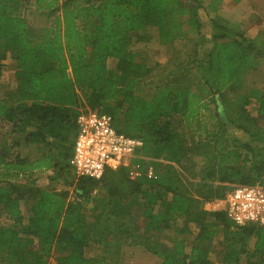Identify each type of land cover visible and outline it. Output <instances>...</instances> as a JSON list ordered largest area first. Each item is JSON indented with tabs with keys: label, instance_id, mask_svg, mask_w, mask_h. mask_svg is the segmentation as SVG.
<instances>
[{
	"label": "trees",
	"instance_id": "1",
	"mask_svg": "<svg viewBox=\"0 0 264 264\" xmlns=\"http://www.w3.org/2000/svg\"><path fill=\"white\" fill-rule=\"evenodd\" d=\"M223 2L203 4L217 15L205 49L198 0H36L55 16V29L39 30L19 13L23 1L0 0V70L8 58L16 62L14 86L4 91L0 81V217L13 222L0 226V264H118L125 247H141L160 264H212V253L221 264H264V226L237 225L204 207L235 186L264 187V92L245 87L264 39L218 15ZM149 26L162 45L189 34L195 50L146 97L139 88L152 69L131 38ZM84 108L109 114L118 131L144 140V154L170 163H159L152 179H130L125 168L100 179L76 176L71 159ZM205 115L249 140L217 150L212 139H189L185 128L207 132ZM44 170L69 188L40 187L34 176ZM90 248L98 254L87 255Z\"/></svg>",
	"mask_w": 264,
	"mask_h": 264
},
{
	"label": "rangeland",
	"instance_id": "2",
	"mask_svg": "<svg viewBox=\"0 0 264 264\" xmlns=\"http://www.w3.org/2000/svg\"><path fill=\"white\" fill-rule=\"evenodd\" d=\"M186 5L190 4V0H181ZM201 1V2H200ZM198 0V9L197 13L199 19L201 20L203 27L201 29V34L205 37L203 41L202 47L208 49L211 44L209 43L212 30H211V16L213 17L216 13L212 15L205 11L203 4L208 0ZM32 5V4H31ZM202 5V6H201ZM34 8L27 9L26 17L27 20L39 27H44L48 24V22L42 17L35 13H33ZM219 13V14H218ZM218 15H222L223 17L229 19L232 22L237 23V27L240 29H244L246 34L252 38L260 34L262 31L261 25H264V0H224L222 7L220 8ZM217 17V15H215ZM131 50L141 55L142 60H144L145 64L152 69L151 73L148 75L146 79L140 85L139 93L148 96L150 93L154 92L156 87L163 85L167 80L173 79V73L178 70L179 65H186L191 55H193L195 50L194 41L190 39V35H179L172 43H168L167 45H162L159 43L158 38V30L156 27L149 26L145 30L140 31L139 33H133L131 38ZM15 63V62H14ZM110 68L114 69L116 66V60H109ZM15 71V64L13 65V61L11 59H7L4 62V67L0 70V81L4 84L6 88H12L14 86L13 74ZM247 89L256 88L262 89L264 91V57L260 59V65L256 71L252 73V76L246 78ZM246 89V90H247ZM245 90V89H242ZM256 104L250 105L249 109L252 113H256ZM87 109V108H84ZM210 115H205L201 122L207 123L206 131L202 128L199 130V127L196 126L191 129H186L185 131L189 137V139H195L197 141L203 140L207 142L212 139L213 145H215L216 149H221L225 147H234L235 145L244 143L249 140L248 136L242 133L238 128L231 124L225 123L223 125H215L217 123V119H209ZM264 122V121H263ZM210 131V132H209ZM213 132V133H212ZM212 133V135H211ZM208 134H210L208 136ZM219 137L220 140L216 142L215 136ZM6 141V137H3V133H0V149L4 145ZM238 141V142H237ZM146 155V154H145ZM146 157H150V162L158 171V168L161 164L165 163L169 164L170 161L165 158L155 159L150 154L146 155ZM197 162L194 167V170L197 172L203 168V157L199 156L196 158ZM187 171L188 176L191 172V163L188 162ZM192 173V172H191ZM52 175V171L44 170L40 172H36L35 178L37 180V184L40 187L52 188L56 187L58 189H67L63 185V183L55 182L49 179ZM148 178V177H147ZM150 178V177H149ZM152 179V178H150ZM195 181V180H194ZM196 181H200L196 180ZM196 183V182H195ZM72 190V188H71ZM104 191L102 189H96L94 191V195L97 197H102ZM215 200V199H214ZM91 207L93 205H88L86 208V213L89 217H92ZM28 209L26 208L25 214L28 215ZM180 224L183 225V221H180ZM13 225L11 219L2 216L0 217V226L10 227ZM193 230L195 228L193 227ZM174 233L171 230L165 231L163 234V239L166 243L171 244L173 240ZM125 250L122 253V257L120 258V262L118 264H159L160 260L153 255H149L148 252H143L142 250H136L133 248H128V251ZM141 249V248H139ZM145 251V250H144ZM98 254V251L95 248H90L87 250V255L95 256ZM211 259L213 264H220L219 257L214 253L211 254ZM50 264H54V260L49 259ZM241 264H247L244 260Z\"/></svg>",
	"mask_w": 264,
	"mask_h": 264
},
{
	"label": "built area",
	"instance_id": "3",
	"mask_svg": "<svg viewBox=\"0 0 264 264\" xmlns=\"http://www.w3.org/2000/svg\"><path fill=\"white\" fill-rule=\"evenodd\" d=\"M145 142L118 131L112 117L90 108L81 110L77 118V134L71 165L78 177L100 179L107 170L125 168L130 179L157 177V170L144 154ZM214 210H222L237 225L264 226V187L238 185L224 197L215 199Z\"/></svg>",
	"mask_w": 264,
	"mask_h": 264
},
{
	"label": "crops",
	"instance_id": "4",
	"mask_svg": "<svg viewBox=\"0 0 264 264\" xmlns=\"http://www.w3.org/2000/svg\"><path fill=\"white\" fill-rule=\"evenodd\" d=\"M21 2L23 1V4H22V6L20 7V8H18V11H19V13L23 16V18L26 20V22L28 23V25L31 27V28H33V29H36V30H39V29H48V28H51V29H55V24H54V20H55V16H52V15H50V13H49V11L47 10V9H44L43 7H39L38 8V6H37V4H36V0H20ZM32 4V5H31ZM31 8H34L33 10V13H35V14H37V15H39V16H42L47 22H48V24L46 25V26H44V27H39V26H36V25H34V24H32V23H30L28 20H27V17H26V11H27V9H31ZM59 15H61V12H57V14H56V16H59ZM263 24H264V22H263ZM261 27H262V31L260 32V36L264 39V25H261ZM259 35H257V36H259ZM248 36V35H247ZM257 36H255V37H257ZM249 37V36H248ZM255 37H252V38H255ZM110 59H113V58H110ZM109 59V60H110ZM12 60V59H11ZM109 60H108V62H109ZM116 60V59H115ZM13 61V65L15 64V71H16V62L14 61V60H12ZM15 62V63H14ZM107 62V63H108ZM108 66H109V63H108ZM110 67V66H109ZM257 69H255V70H252V71H249L246 75H245V78H247V77H250V76H252V73L254 72V71H256ZM15 71H14V74H15ZM14 74H13V77H14ZM6 90H8V89H4V91H6ZM247 90H250V89H247ZM262 90V89H261ZM263 91V90H262ZM264 92V91H263ZM213 202H214V200H211V201H208V202H206L205 203V209L206 210H209V211H216V210H214L213 209ZM218 211V210H217ZM216 211V212H217ZM193 237H194V235H192L191 237H189V241H192V239H193ZM125 248H127L126 250L128 251V248H130V247H125ZM125 248H124V250H125ZM131 248H133V249H136V250H142L143 252H147L146 250L144 251V249L143 248H141V247H131ZM139 248H141V249H139ZM123 250V251H124ZM148 254L149 255H153V254H151V253H149L148 252ZM154 257H156L155 255H153ZM158 258V257H157ZM160 260V259H159ZM246 261V260H245ZM120 262V261H119ZM160 262H161V260H160ZM242 263V262H241ZM160 264V263H159ZM213 264V263H212ZM221 264V263H220Z\"/></svg>",
	"mask_w": 264,
	"mask_h": 264
}]
</instances>
